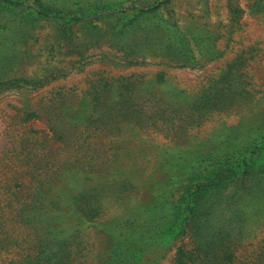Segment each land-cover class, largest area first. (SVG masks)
I'll return each mask as SVG.
<instances>
[{
	"label": "rangeland",
	"instance_id": "obj_1",
	"mask_svg": "<svg viewBox=\"0 0 264 264\" xmlns=\"http://www.w3.org/2000/svg\"><path fill=\"white\" fill-rule=\"evenodd\" d=\"M0 264H264V0H0Z\"/></svg>",
	"mask_w": 264,
	"mask_h": 264
}]
</instances>
